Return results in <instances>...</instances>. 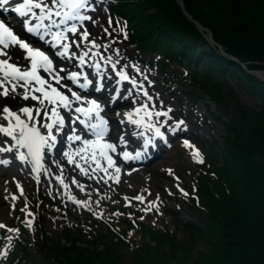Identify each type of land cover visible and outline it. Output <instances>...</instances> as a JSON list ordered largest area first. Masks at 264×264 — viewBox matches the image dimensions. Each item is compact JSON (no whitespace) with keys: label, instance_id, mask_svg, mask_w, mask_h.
<instances>
[{"label":"rangeland","instance_id":"obj_1","mask_svg":"<svg viewBox=\"0 0 264 264\" xmlns=\"http://www.w3.org/2000/svg\"><path fill=\"white\" fill-rule=\"evenodd\" d=\"M234 1L235 3L230 0H204L205 3L201 4V11H205V15L204 13L200 14L201 17H209L212 21L214 20L215 22L212 23L213 26H209L207 29L198 21L192 20L208 31L209 35L206 31H201L197 27H195L197 32H193L192 30L187 31L181 29L183 28L182 26H175L170 23L177 34L183 35L185 33L191 39V44L194 46H188V48L183 49L180 43L172 38L176 45L170 43L168 45L169 50L172 51L174 48L175 58L179 62L184 63L193 58L194 52L191 48L199 47L201 48V52L203 50L210 52V48H216L219 53H226V49L222 48L218 42L224 39L223 41H226L228 45L230 44L235 50L246 53L249 58L256 56L262 59L261 61H243L233 56L234 60L237 61L236 63L243 62L241 65L246 69L249 68L251 70L249 73L264 83L261 77L255 75L256 71L264 72V22L260 19V15L255 14L248 6L243 8V0ZM182 4L184 8L183 0ZM115 5L111 0L105 3L108 14H98L95 16L94 21L91 23L92 29L86 26L89 29L88 35H91L92 39L96 42L103 37L106 39V43L113 42L116 46H124L123 48L129 54L135 55L145 47L139 44V48L132 41L130 45L123 44L120 38H126L122 35L117 38L116 33L118 29L115 23L111 22L110 24L108 21V17H112L113 14L115 17L124 18L126 24L129 21L125 14L116 11ZM116 20L114 18V21ZM191 36L194 38H191ZM215 41L220 45H217ZM156 49H158L159 53L165 52L163 47L157 46ZM13 55L17 56V53L14 52ZM151 55L152 59L156 62L153 68L148 69L145 67L141 70L142 72L151 74L152 82L157 83L154 91L160 94L162 97L161 100L170 102L173 105V111H186L189 113L191 118L186 120V125L191 130L195 129L203 134L202 149L196 142L194 143L195 145H192V148L199 151L200 158L207 164L208 169L205 173L212 174L211 177L217 181H224L218 176V173L223 174L227 178L231 190L242 200L237 206V214L233 215L232 221H230L232 226L228 228L222 243L220 242L223 249L221 247L217 248L219 245L216 246V249L211 248V243L215 244L216 242L214 237L215 230L191 229L184 225L193 224L194 222L197 223L201 215L198 211L191 214L192 211L185 206L183 201L186 197L177 194L174 190L177 184L176 176L179 177L181 185L185 188V192L188 191L189 194L192 192L191 196H194L196 192L194 180L197 178L203 162H196L192 156V148L189 151L188 148L182 147L180 143H175L171 151L166 153L167 156L165 158L158 157L148 166V173L143 177L149 180L150 184L147 190L143 192V188L131 190V187L139 181V178L128 177L110 188L104 182L105 171L95 173L94 175L86 172H78L79 168L76 165H79V163L77 161L72 162L70 164L69 174H71L84 193H78V195L72 194L70 200L81 203L88 209L80 213H77L75 208L64 204L65 200H59L57 197L50 199L49 196L43 193L44 187L42 185L37 187V183H34L27 187L25 182L28 180H22L20 189L23 191L24 197L21 198L18 195L17 198L22 200L26 209L15 212V206L11 204L2 203L0 205V211L2 212L0 223L6 226L5 228H0V240L3 242L0 248L4 247L6 249V255H0V264H8L7 257L12 251H21L22 245L20 246L18 244L19 241H23L26 245L25 247L27 249L24 251V258H28L30 261L22 260L18 262L19 258L17 257L14 260L15 264H55L51 258L42 260L44 253L41 252L51 249L55 241L58 243H60V240L63 241L61 236L64 233H72V235L77 236V239L81 241L78 244L82 247L87 245L95 246L97 245L95 241L90 242V240H86L89 239L91 234L88 231V225L90 224L94 228H103L101 220H115L119 216L118 211L123 212L133 209L137 213H145L143 209L147 206L141 207L135 202V198L138 196L143 197L144 204L148 205L152 197L154 198L153 202L157 201V197L159 198L158 209L153 207L149 211L153 212L159 221V226L155 227L154 230L162 234V239L153 236L151 238L148 236V239H144V242H147L150 247L149 251L154 255L153 258L155 260L151 264H174L176 261L175 264H264V124L253 123L251 120L249 122L252 125L251 128L256 123L261 125L256 127L244 138L247 143L252 144L255 151L250 152L251 157L249 160H238L235 158L226 149L228 139L225 136L226 133H231L232 136H241L239 133L246 128L245 122L242 121L243 115L250 114L249 110L257 111L264 109V102H260L259 104L260 100L256 95L247 94L240 87L239 83L235 82L236 79H233V77L238 73L237 71L233 72L227 68H220V72L226 76L225 81L223 78L217 79L214 76L213 79L204 72L205 65L201 61H196L191 65L185 63L184 66L189 69L188 74L185 68H179L168 63L164 64L159 57L160 55L155 54V52ZM208 55V59L211 61L212 55L209 53ZM145 58H150V55L147 53ZM211 63L213 62L211 61ZM22 66L24 68L30 67V65L24 62H22ZM254 66H257V68ZM68 72L70 71L62 72L63 77ZM229 74H232V76ZM40 75L49 80L47 75L42 73ZM204 76L208 78L209 82L212 80L214 90L219 88V94L223 101H215L203 91L201 86L207 84ZM33 86L39 87L37 84H33ZM18 89H22V92L15 94L14 97L13 94L6 98L0 96V104L6 105L14 111H18L23 108L22 102L27 101L28 104L25 107L31 108L32 106H36L35 108H40L41 114L38 117L40 127L44 123L45 109L37 101L31 99V95H33L31 91L29 92L28 100L21 99L20 94L24 92V89L20 87ZM36 96L42 98L40 92ZM51 109L52 107L49 109L50 112ZM120 110L117 109L118 112L114 111V115L122 114L123 111ZM180 114L183 115V113ZM33 115H35V112H33ZM259 116L264 121V113ZM0 124H5V122L0 119ZM40 129L44 131V128L40 127ZM2 138L4 142L2 143L3 147L9 146L8 141L10 138L6 136ZM189 140L192 141L193 139ZM184 141L183 144H185ZM175 154L177 155L175 162L165 161L167 158L174 159ZM205 155L210 157L206 160ZM249 161L250 164L248 165L247 163ZM165 166H172L173 168H168L165 171ZM149 167H153V169L150 170ZM172 169H175V171L173 172ZM166 174L171 175L172 181L169 182L167 179H164L167 178ZM2 179L4 178L0 180ZM84 179L85 183L82 182ZM199 179L207 180L203 174H200ZM160 181L164 184V194L157 190V187L161 184L158 183ZM97 183L105 184V189L111 192L108 198H99V193H97L98 189L93 186ZM192 185H194V190H192ZM221 186L226 194L220 196L217 193L218 197L229 198L227 185L225 184L224 186L221 184ZM1 188L2 183L0 181ZM200 188L202 191L203 188ZM128 195L134 197H130L131 200H127ZM0 202L2 201L0 200ZM32 210H34V213ZM202 211L207 213L205 208H202ZM28 213H31V215H28ZM1 219L3 220L2 222ZM178 220H180L179 224H182L184 229L183 231H178L175 236L170 237L168 233L172 234L174 232V223ZM15 222H20L23 231H17ZM29 223L31 226L33 225L32 229H36L37 235L40 237L37 240L33 236L31 227L28 226ZM8 229H12L13 231L9 232ZM220 229L221 226L219 225L216 230ZM95 231L102 238H106V243L109 246L116 248V250L115 248L110 249L115 253H119L118 259L124 263L129 264L138 261L141 253H143V257L149 256L145 251L140 250L135 252L137 246L134 245V240L136 238L140 239L141 235L139 234L135 238L129 236L132 241L130 247H128L129 245L122 247L117 246L110 236L107 235L105 237L98 230ZM12 236L17 237L18 241L7 243L6 240L9 237L12 239ZM98 250H101V246L98 247ZM85 264L115 263L112 260H106L95 261L93 263L85 262Z\"/></svg>","mask_w":264,"mask_h":264},{"label":"snow or ice","instance_id":"obj_2","mask_svg":"<svg viewBox=\"0 0 264 264\" xmlns=\"http://www.w3.org/2000/svg\"><path fill=\"white\" fill-rule=\"evenodd\" d=\"M10 0H0V9H4L5 12L11 11L17 14L20 18L16 20L15 23L7 22L10 18H0V57H6L5 59H0V96L8 97L9 94H16L17 87L23 88L24 92L20 94V98L24 100L29 99V92H40L42 94V98L40 96L31 95V99L37 101L44 109V117L46 119H50L47 111V101L49 104L54 105L51 109V115L55 119L50 123H43L40 127L47 130V135H44L40 131V127H37V117L41 114L40 108H30L23 107L18 110V112L12 111L6 105L0 106V119L7 122V126L0 125V134L3 136L9 137L12 140H15L16 143L23 148H27L29 155H31L34 161L39 164L41 150L48 146L51 148L54 146L56 142V137L52 134L53 126L56 125L60 128L64 126V119L60 116V114L56 110L55 105H59L60 107L71 110V101L67 96H64L60 93L56 88L52 87L47 78H43L38 74L39 71L43 73H47L52 79L55 80L56 84H60V77L53 69V61L50 59L49 55L43 51L40 47H33L32 43L28 38L24 36V34H28L30 37H35L39 41H43L44 43H48L46 37L52 36L53 40H65L66 33H72L76 35L77 26L72 24L71 26H67L69 21H84L91 19L89 16L85 15L88 11H94V8L89 7V0H23V3H17L15 7L9 9L4 8L5 5H8ZM53 17L59 18L58 21L53 19ZM35 20L36 23H32L31 21ZM47 21V23H44ZM111 24V21H109ZM61 26H65L61 28ZM54 29H60V31H54ZM88 33L84 31L81 34L82 40H87ZM75 43V41H73ZM22 50L25 55L24 59L29 62L30 67L21 69L19 65H14L10 63L11 55L9 53V49L15 50L16 48ZM49 47H56L55 44H49ZM63 48V51H57L56 55L64 58L68 54L69 45L64 43L60 45ZM92 47H97L95 42H92ZM107 47V46H105ZM84 55H87L85 53ZM97 55V53H94ZM117 55L119 53L117 52ZM109 63L112 64L113 69L115 70L116 62L112 61V57L106 58ZM80 64L84 63V56L79 57ZM97 74L100 72V65H95ZM64 68H60L59 72H64ZM121 80H127L128 77L125 75L124 71L121 70L120 73ZM78 74L76 72H71L67 75V79L71 80L73 83L76 82ZM33 81L36 84H39L40 87L33 86ZM83 87H87V81H85ZM50 89V91L45 90V88ZM63 87V85H62ZM71 91V89H69ZM96 91H100V88L97 87ZM72 96L75 97L76 101H80V96L77 95L76 92H72ZM87 104L89 108H76L75 112L80 113L84 119L80 120V123L84 125V129L88 130L90 134L97 138V140L105 137L108 132L107 121L101 119L99 112L102 111L99 104L94 100H88ZM140 111L139 109L137 110ZM171 111V109H169ZM35 112V115H33ZM23 114L27 119H22L20 114ZM93 113L95 118V123H92ZM133 114H127L129 122L139 124V121H133L131 119ZM149 119L151 118V113H147ZM157 117L164 115L167 116V113L157 112L155 113ZM74 122V121H73ZM183 121H179L175 128L179 129L183 124ZM148 128L151 129L155 136H161V132L159 128H154L151 124L148 125ZM75 131V130H73ZM69 141L73 140H81V137L78 135H70L68 137ZM121 144L124 143L123 137L120 138ZM82 143L84 145H91L93 141L91 140H83ZM150 141L148 139L144 140L143 147L147 149L149 147ZM185 147L192 148L191 145L185 141ZM102 149H107L112 152L116 151V146L112 143H105L101 145ZM5 149L0 148V152ZM11 151V149H8ZM104 156L108 161V166L113 167L114 161L110 157L106 155L104 151L100 153ZM65 156L69 154L64 153ZM141 155L140 152L136 153V157L138 158ZM192 156L198 163H202V159L200 158V153L195 148H192ZM122 157L125 160L133 159L130 157L128 152H123ZM0 163L7 164L8 161H2ZM69 163H72V160L69 159ZM77 167H80L78 164ZM83 172L84 170L81 169ZM115 171L118 173L120 169L117 167ZM86 174V173H85ZM19 188V185H17ZM22 191V190H21ZM187 195V193H184ZM15 199V197H12ZM136 200L143 203V197H136ZM159 199V198H157ZM84 206V205H81ZM153 207L158 209V205L153 202L150 203L145 209V212L151 210ZM22 211H24L22 209ZM31 215V213H28ZM143 219V217H141ZM31 227V224L28 225ZM6 226L0 223V228H5ZM9 232L13 231L12 229H8ZM9 239H11L9 237ZM0 255H6V253H0Z\"/></svg>","mask_w":264,"mask_h":264},{"label":"trees","instance_id":"obj_3","mask_svg":"<svg viewBox=\"0 0 264 264\" xmlns=\"http://www.w3.org/2000/svg\"><path fill=\"white\" fill-rule=\"evenodd\" d=\"M119 1H120L119 5L117 6L116 9L121 14H125L129 19V27L131 28L133 34L132 41L136 40L146 49L157 46L163 47L165 50V54L171 56H174L172 53L175 49L173 48L172 51H170L168 45L170 43L175 44L174 40L180 43V46H182L183 49L188 48V46L191 47L194 46L193 44H191V39L187 37L185 33H183V35L177 34L170 25L171 23L175 26L177 25L182 26L183 28L181 29H185L187 31L188 30L189 31L192 30L193 32L196 31L195 24L192 23L190 20L186 19V16L183 14L180 6L176 3V0H119ZM230 1L231 2L233 1L235 3L234 0H230ZM243 1H244L243 8L245 6H248V8L253 12H255V14L260 15V19H262L264 22V0H243ZM183 3L186 14L189 15L191 19L198 21L203 27L207 29L209 26H213L212 23L215 22L214 20L212 21L209 17L203 18L200 15L201 13H204L205 15V11L203 12L201 11L202 10L201 4L205 3L204 0H183ZM150 11L151 13H149ZM184 35L187 38H185ZM191 38L194 37L191 36ZM223 40H219L218 42L221 44L222 48L226 49L227 51L225 53L226 55L232 58L233 56L237 57L238 59L240 58L243 61L262 60L256 56L249 58L246 53L240 50H235L234 47L230 46V44L228 45V43ZM216 44L220 45L217 42ZM191 49L194 50L195 48H191ZM208 53L212 55L211 61L213 62V64L210 65V69L206 72L207 76L210 77L213 73L222 76V73L220 72L221 71L220 68L223 69L227 68L232 70L233 72L237 71L238 73L235 75V77H233V79L234 78L236 79L235 82H238L240 87H242V89L247 94L256 95L260 100L259 104L260 102L261 103L264 102V83L260 82L256 77L252 76L249 73V71H251L249 68L243 69L241 67V64H243V62H238V63L232 62L230 59L222 56L216 48H210V52ZM254 67L257 68V66ZM229 75L232 76V74ZM204 78L207 80L206 85L208 86L205 92L209 94L211 99L215 101H223L222 97L219 94V88L214 90L213 89L214 85L212 83V80L209 82L208 78H206L205 76ZM221 78H223V80L225 81L224 77ZM249 112L250 114L243 115L242 121L245 122L246 128L239 133L241 136L239 135L232 136L231 133H226L225 135L226 138L228 139V146L226 147V149L230 151L238 160L241 159L249 160V158L251 157L250 152H255L252 147V144L247 143L244 138L246 137V135H249L256 127L261 126L260 124L257 123L264 124V121L259 116L260 114L264 113V109H260L257 111L249 110ZM251 116L253 117L250 118ZM250 120L253 123L257 122L256 124L253 125L252 128H251L252 125H250L249 123ZM243 132H245V134H243ZM247 164L249 165L250 161ZM218 176L224 180L221 183L227 185L229 198L218 197L217 192L220 196L226 194L220 183L214 184V191L216 193L215 196L213 194L214 191L210 189L211 183L209 179L207 180V182H203L204 183V186L202 187L203 190L202 191L200 190V192H202L200 193L202 204L210 208V215H211L208 217L209 221L206 224V226L200 228V230L202 229H208L210 231L215 230L214 237L216 242L215 244L211 243L212 249H216L217 245H219L217 248L221 247V243L224 240L228 228L232 226L230 221H232L233 215H236L238 212L237 210L238 204L242 202V200L237 197L234 191L231 190L227 178L221 173H218ZM219 225L221 226V229L216 230ZM222 229L223 231H221ZM149 236L162 239L161 236H155L152 234H150ZM76 241H80V240L74 237L72 240L66 239V243H69L68 246H64L62 244L60 245L59 243L54 244L53 248L51 247V249L47 250V253L49 254V258H51L55 262V264H85V262L93 263L95 261H106V260H112L115 264H127L118 259L119 253H115L112 250L115 247L109 246L106 243V238H102L101 235L97 239H95L97 245L101 246L100 251H97L98 247L96 246L87 245L85 248H80L82 253L79 256H76L72 254L73 252H75L72 251L73 248L75 247L79 248V246L76 244ZM149 248L150 247L148 246V244L145 245V247H143L145 253L149 255L148 257H143V253H141L139 255L140 258L138 261L129 264H151L155 259L153 258L154 255L149 251ZM221 249H223V247H221Z\"/></svg>","mask_w":264,"mask_h":264},{"label":"bare ground","instance_id":"obj_4","mask_svg":"<svg viewBox=\"0 0 264 264\" xmlns=\"http://www.w3.org/2000/svg\"><path fill=\"white\" fill-rule=\"evenodd\" d=\"M20 2H23V0H19ZM11 3V0H10ZM53 19H56L58 21L59 18L57 17H53ZM73 23L75 21H69L68 23ZM64 26H61V28H63ZM68 35V33H67ZM50 36L46 37L47 40H49ZM100 47H103L105 49H107V51L112 55L113 60L117 61V67L114 70H112L111 68H103L102 63H99L100 65V72L99 74H97V70L96 67L94 66H88V65H80L79 69H81L82 71H88L91 77V84L89 86V92L97 97H101V98H105V97H109V100L107 101V103L103 106L100 105L102 111L99 112V115L101 117V119H103V116L106 112V110L113 105L114 103H124L128 106V108L131 109V114L132 117L131 119L133 121H139V124L137 123H132L129 122L127 113L125 116V121H123L124 124L126 125L127 128V132H130L131 129L137 128V130H142L141 132V136L137 139V143L138 144H133L131 143V145L133 144V146L130 148L131 150H133L132 154L130 155V157H133V159H128V163H134L135 161L139 160L136 157V153L140 152L141 155L139 156V158H143V159H147L149 157H152L154 155H156L163 147L164 141L165 139L170 135V130H164L161 132V136L159 137H151L150 134V129L148 128V125L151 124L153 127H155L159 121L160 118L156 117L154 115H151V118L149 119L147 113H152L154 112V114L156 112H158V109H162V110H166L168 115H172V113L169 111L170 106H162V105H158L155 106L153 105V107L151 108V112H147L142 104L143 102H148L149 98L147 95L145 94H140L136 91H134V87L128 86L124 80H121L119 73L122 68H125L126 70H128V72L130 71L131 73L133 72V68L131 67V58H132V54H128V52H126L124 48L122 49H117L116 46L113 43H108L106 44L107 47H105L103 40H101L99 42ZM71 48V50H75L76 47L74 46V44H70L69 48ZM68 48V49H69ZM117 52L119 53V55H117ZM55 60L60 63V64H65L68 62V58L65 56L64 58H61L58 55H54ZM123 67H121V66ZM264 78V75H261ZM86 77V76H85ZM137 77H139L137 75ZM88 78V77H87ZM134 79H137L136 77H134ZM71 84L75 87V83H73L70 80ZM107 84L106 88H102L101 85ZM99 87L100 91H96V88ZM57 88L62 91V94L64 96H67L70 99L69 93L61 86V85H57ZM110 90H113L114 95H111ZM81 98V97H80ZM153 101H157V96H152ZM88 100H94L92 98H81L79 102V104H75L74 102H71V110L69 109H62L60 111V113L63 116L64 119V126L62 128L54 125L53 129H52V134L56 137V142L54 144V146L51 147V154L53 156H55L58 159H63V158H69V157H76L79 158L81 155H84V159L82 160L84 163H89L91 165H96V160L103 157L100 153L101 151H104L106 153V155H114L116 152H120L121 149L125 148L124 143L121 144L120 139H119V135L122 133L123 129H122V124L119 123L116 120H106L107 123V127H108V132L107 135L99 140H97L96 137L92 136L90 134L89 131H82V127L80 125V119L84 117H81L79 115V113L75 112L76 108H84L87 109L89 108V105L87 104ZM95 101V100H94ZM56 106V110L60 107L58 104L55 105ZM140 110L139 112L137 110ZM22 118V117H21ZM55 119L54 117H51L50 122H52V120ZM183 119L185 120H189L190 117L189 116H185L183 117ZM74 121V122H73ZM49 122V123H50ZM95 118H94V113H93V119H92V123H95ZM75 130V131H73ZM47 131V130H46ZM186 132L189 133L192 137L195 136L196 132L194 130H191L190 128L186 129ZM70 135H78L81 137V140H73V141H69L68 137ZM104 138H108V140H110L115 146H116V151L112 152L110 150L107 149H102L101 145L105 144L102 140ZM91 140L93 141V143L91 145H84L82 143L83 140ZM129 139V138H128ZM148 139L150 141L149 147L147 149H145L143 147L144 144V140ZM61 140V141H60ZM96 143V148L94 149L93 147L95 146ZM203 143L200 144V147L202 148ZM48 147L45 146V150ZM82 148H84L85 150L82 151ZM68 153V156H65L64 153ZM90 152H93V157H90ZM11 155V151H2L0 152V162L2 161H8L7 164L4 163H0V179L1 178H7L8 176L14 175L16 174V169H17V165H21L20 163H18L17 161H13L11 158H9V156ZM177 157V155H174V159L172 158H167L165 161L168 162H175V158ZM165 158V157H163ZM53 162V161H52ZM54 163V162H53ZM118 162H114V167H120L118 164ZM56 165V169H53L51 171L50 174V178L48 179L49 182L56 187L57 190H63V187H65L64 184V178H59V176L61 175V173L64 171V168H61L59 165ZM168 167V166H166ZM148 168V167H147ZM109 169H111V167H109ZM150 170L153 169V167H149ZM121 173H124L125 170L124 169H120ZM148 171V170H147ZM132 174H135L138 178H140L139 172H134ZM115 178H118L115 175ZM110 180V179H109ZM108 180V181H109ZM115 180V179H113ZM2 183V188L0 189V200L2 202H0V205L2 203H6V200H12L13 202L11 203L12 205H15L14 202H18L20 203V200H18L14 194H19V189L17 187V184L15 182L12 183H8L9 184V190L7 191L6 188V183L4 182V179L0 180ZM141 186H144V183H141ZM161 183V182H158ZM157 183V184H158ZM108 185H112V182H110ZM162 183L157 187L158 189H162ZM4 187V189H3ZM109 194V192L106 189L102 190L101 193V198H105L107 195ZM12 197H15V199H12ZM17 205H15L16 207ZM0 216H2V212L0 211ZM1 221H3L1 219ZM64 243L63 245L66 244V239H70L72 240L74 237L72 235V233H66L62 236ZM72 254L79 256L82 252L80 250V248H73Z\"/></svg>","mask_w":264,"mask_h":264},{"label":"water","instance_id":"obj_5","mask_svg":"<svg viewBox=\"0 0 264 264\" xmlns=\"http://www.w3.org/2000/svg\"><path fill=\"white\" fill-rule=\"evenodd\" d=\"M176 1H177L178 5L180 6V8H181L183 14L187 17V19H188V20H191V21L195 24V26H196L197 28H199L201 31H206V30L203 29L201 26H199V24H198L197 22H194V21L191 19V17H190L189 15L186 14V12H185V10H184V8H183L182 0H176ZM206 32H207L208 35H209V32H208V31H206ZM255 75H256V76L258 75V76L261 77V78L263 79V81H264V78L261 76V75H264V72H258V71H256V72H255ZM36 171H37V168H36Z\"/></svg>","mask_w":264,"mask_h":264}]
</instances>
